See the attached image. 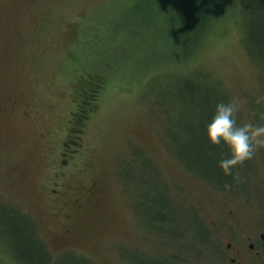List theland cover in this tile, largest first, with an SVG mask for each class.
<instances>
[{
	"label": "rangeland",
	"instance_id": "374dc122",
	"mask_svg": "<svg viewBox=\"0 0 264 264\" xmlns=\"http://www.w3.org/2000/svg\"><path fill=\"white\" fill-rule=\"evenodd\" d=\"M223 1L189 32L174 0H0V201L53 263L213 264L230 212L264 209V148L225 175L229 149L206 135L237 97L238 125L264 123L244 0ZM95 77L104 89L67 152ZM1 230L0 264H19Z\"/></svg>",
	"mask_w": 264,
	"mask_h": 264
},
{
	"label": "trees",
	"instance_id": "16d2710c",
	"mask_svg": "<svg viewBox=\"0 0 264 264\" xmlns=\"http://www.w3.org/2000/svg\"><path fill=\"white\" fill-rule=\"evenodd\" d=\"M225 1L220 5L224 6ZM244 3V11L249 15L245 30L249 50L253 49L255 57L261 61L260 63H264V0H244ZM213 5L214 0H174L173 3L175 17L181 15L188 21L189 32L196 31L197 21H202L201 27H203L210 20ZM99 81L95 77L89 85L90 89H87L86 93L83 92L84 95L78 105V110L74 114L69 137L65 142L67 152L69 146L72 145L70 142L76 141L78 136H82L84 125L90 118L89 114L92 110L90 104L97 100L98 93L104 89L102 82L99 83ZM220 178L222 177L220 176ZM159 205L161 209L157 213V221L165 220L164 205ZM11 208L13 210H10ZM33 225L31 220L19 209L7 207L0 201V228L2 229L1 233L7 237L3 243L12 251L14 259L19 264H55L52 261V251L42 242Z\"/></svg>",
	"mask_w": 264,
	"mask_h": 264
},
{
	"label": "clouds",
	"instance_id": "9594fccd",
	"mask_svg": "<svg viewBox=\"0 0 264 264\" xmlns=\"http://www.w3.org/2000/svg\"><path fill=\"white\" fill-rule=\"evenodd\" d=\"M245 103V100L238 97L217 103L214 114L206 125L209 142L213 145H226L229 149L230 154L219 161L225 175L232 174L237 165L264 148V123L247 121L237 124L235 113ZM256 103H264V95H258Z\"/></svg>",
	"mask_w": 264,
	"mask_h": 264
},
{
	"label": "flooded vegetation",
	"instance_id": "af4514ba",
	"mask_svg": "<svg viewBox=\"0 0 264 264\" xmlns=\"http://www.w3.org/2000/svg\"><path fill=\"white\" fill-rule=\"evenodd\" d=\"M230 214V223L216 233L220 246L213 264H264V209L254 217Z\"/></svg>",
	"mask_w": 264,
	"mask_h": 264
}]
</instances>
